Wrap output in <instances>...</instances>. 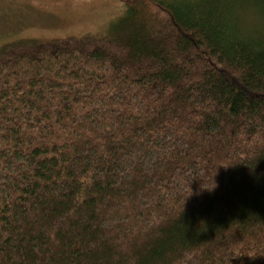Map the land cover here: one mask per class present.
<instances>
[{
  "label": "trees",
  "instance_id": "obj_1",
  "mask_svg": "<svg viewBox=\"0 0 264 264\" xmlns=\"http://www.w3.org/2000/svg\"><path fill=\"white\" fill-rule=\"evenodd\" d=\"M239 3L127 0L100 35L1 48L0 264H264V33L235 35Z\"/></svg>",
  "mask_w": 264,
  "mask_h": 264
},
{
  "label": "rangeland",
  "instance_id": "obj_2",
  "mask_svg": "<svg viewBox=\"0 0 264 264\" xmlns=\"http://www.w3.org/2000/svg\"><path fill=\"white\" fill-rule=\"evenodd\" d=\"M127 0H0V50L12 43L97 36ZM176 1V0H167Z\"/></svg>",
  "mask_w": 264,
  "mask_h": 264
},
{
  "label": "clouds",
  "instance_id": "obj_3",
  "mask_svg": "<svg viewBox=\"0 0 264 264\" xmlns=\"http://www.w3.org/2000/svg\"><path fill=\"white\" fill-rule=\"evenodd\" d=\"M226 23L234 29L239 39H255L264 33V9L256 6L254 0H240Z\"/></svg>",
  "mask_w": 264,
  "mask_h": 264
}]
</instances>
